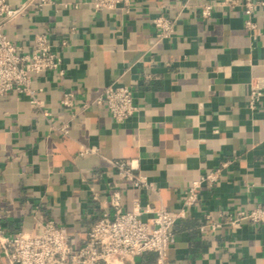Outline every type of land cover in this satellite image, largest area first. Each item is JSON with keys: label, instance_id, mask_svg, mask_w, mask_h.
Instances as JSON below:
<instances>
[{"label": "crops", "instance_id": "1", "mask_svg": "<svg viewBox=\"0 0 264 264\" xmlns=\"http://www.w3.org/2000/svg\"><path fill=\"white\" fill-rule=\"evenodd\" d=\"M51 1L28 6L1 28L25 52L37 33L52 48L65 41L58 68L32 77L40 105L0 94L3 231L31 232L49 219L79 245L97 217L111 212V190L120 191L124 210L137 199L141 208L177 211L194 179L230 160L174 223L163 264H264V223L243 220L233 229L222 215L264 204V101L248 106L250 81L264 78V4L252 13V38L241 6L214 5L201 17L200 5L216 0H130L128 11L96 12L84 0ZM159 15L175 18L172 36L161 41L152 25ZM109 84L132 89L137 111L123 122L93 103ZM66 93L69 107L61 103ZM112 158L136 160L153 189L120 183ZM0 264H7L1 254ZM125 264L158 262L145 252Z\"/></svg>", "mask_w": 264, "mask_h": 264}, {"label": "built area", "instance_id": "2", "mask_svg": "<svg viewBox=\"0 0 264 264\" xmlns=\"http://www.w3.org/2000/svg\"><path fill=\"white\" fill-rule=\"evenodd\" d=\"M94 12L103 9L128 11L130 0H84ZM51 0H23L15 7L0 0V94L13 91L26 96L35 105H40L37 89L32 87L33 75L57 69L60 64V50L65 41L52 48L44 33L35 34L29 51L22 45L9 41L2 33V25L24 13L30 5L43 7ZM264 1L253 0H216L200 5V15L208 18L214 5L223 7L241 6L245 14L244 26L252 38H256V24L252 13ZM157 41L169 39L175 27V18L159 15L152 20ZM264 101V78H253L249 84L248 106L257 107ZM64 106L72 105V94L66 93L61 99ZM93 103L103 109L113 121L123 122L137 111L131 87L109 84L104 86ZM64 134L66 127H59ZM94 148L82 147L81 153L94 152ZM109 164L120 183L130 187L150 188L147 176L139 172L136 160L112 158ZM230 164L223 160L211 170L194 179L182 198V207L177 211L168 210L162 205L141 208L134 199L131 210H124L119 190H111L109 205L111 212H103L89 226L79 245L67 233L64 226L53 220H40L31 232L7 234L0 227V254L7 264H125L145 252H153L158 264H163L167 249L174 242L173 225L184 217L190 207L199 201L202 185H215L222 171ZM93 198H96L93 195ZM230 226L236 229L243 220L264 223V204H257L250 210H237L223 213ZM218 223H211L213 229ZM203 229V226H201Z\"/></svg>", "mask_w": 264, "mask_h": 264}]
</instances>
